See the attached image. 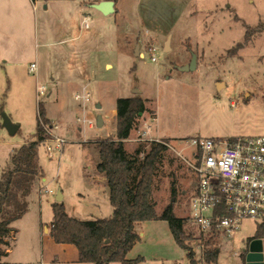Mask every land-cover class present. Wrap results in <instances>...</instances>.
I'll list each match as a JSON object with an SVG mask.
<instances>
[{"label": "rangeland", "instance_id": "rangeland-1", "mask_svg": "<svg viewBox=\"0 0 264 264\" xmlns=\"http://www.w3.org/2000/svg\"><path fill=\"white\" fill-rule=\"evenodd\" d=\"M41 1L35 11L27 0L31 15L28 11L25 18H0V38L5 40L0 44V175L16 147L36 140V91L43 84L46 94L40 100L52 120L50 130L65 141L52 152L45 142L39 145L45 180H36L32 197L43 203L48 224L59 191L73 216L106 217L110 198L96 197L94 190L99 161L95 141L108 133L116 137L111 109L117 98L140 94L148 111L125 142L126 150L132 155L142 144L150 149L151 140L139 136L144 118L151 117L148 129L169 145L154 176L153 202L158 211L173 202L175 214L185 219V234L198 238L197 226L188 221L196 183L191 139L264 134V31L235 49L248 27L264 23V0H119L110 14L77 0L72 20L57 8L43 12ZM84 13L89 14L88 28L81 23ZM150 47H155L156 60ZM193 53L196 69L182 70ZM33 62L35 72L30 71ZM86 90L90 101L75 98ZM3 112L20 124L15 134L4 127ZM99 113L103 125L90 127L86 117ZM260 221L244 219L231 236L219 237L215 264H245L242 252ZM142 229L145 236L129 251L133 258L143 255L138 264H190L166 220L149 221ZM195 258L208 264L198 248Z\"/></svg>", "mask_w": 264, "mask_h": 264}, {"label": "trees", "instance_id": "trees-1", "mask_svg": "<svg viewBox=\"0 0 264 264\" xmlns=\"http://www.w3.org/2000/svg\"><path fill=\"white\" fill-rule=\"evenodd\" d=\"M114 1L117 3L119 0ZM263 31L264 23L248 27L244 40L239 41L235 49L242 48ZM116 110V137L95 141L99 151L96 170L107 179L113 213L108 217L79 219L68 214L62 201H55L52 204L50 235L57 243L76 245L79 260L83 263L138 264L144 259L142 256L127 257L141 239L135 224L139 221L166 220L175 241L187 250L190 264H198L192 249V238L184 231L185 219L175 214L174 203L158 211L153 202L154 176L163 152L168 149L167 140H151L148 151L142 144L132 155L125 147V141L136 128L138 119L147 111L146 99L140 94L118 97ZM38 112L36 140L23 142L16 147L10 155V165L0 175V264H4L2 259L8 252V237L14 230L12 223L27 212L28 196L36 180L44 176L38 162V148L49 137L45 126H51V120L46 116L41 102L38 103ZM154 115L153 112L152 117ZM219 237L218 233L203 237L202 255L208 264L218 261L220 249L216 242ZM254 238H264V221L258 224L255 235L248 241ZM242 257L245 258V252H242Z\"/></svg>", "mask_w": 264, "mask_h": 264}, {"label": "built area", "instance_id": "built-area-1", "mask_svg": "<svg viewBox=\"0 0 264 264\" xmlns=\"http://www.w3.org/2000/svg\"><path fill=\"white\" fill-rule=\"evenodd\" d=\"M31 2L36 7L39 0ZM88 19V16L84 19L86 26ZM149 50L152 59L156 60L155 47ZM36 70L37 64L31 63L30 71ZM45 94V85L37 84L38 103ZM75 98L90 101L89 91L77 92ZM86 120L90 127L97 125L94 116L86 117ZM50 127L45 126L52 135L44 141L46 149L58 151L65 140L51 132ZM191 145L195 160L190 165L194 169L196 183L188 221L197 226L200 234L192 239L197 241L196 245L192 244V249L195 252L198 248L202 252L203 237L215 233L229 237L247 218L260 219V223L264 221V134L227 139L195 137L191 139Z\"/></svg>", "mask_w": 264, "mask_h": 264}, {"label": "crops", "instance_id": "crops-1", "mask_svg": "<svg viewBox=\"0 0 264 264\" xmlns=\"http://www.w3.org/2000/svg\"><path fill=\"white\" fill-rule=\"evenodd\" d=\"M99 1L101 0H98L97 2ZM41 2L43 12L46 13L50 8H52L53 10L57 8L61 16L65 17L67 15V18L71 17L70 20L73 19L74 13L76 12L77 8V0H42ZM85 3H87L88 6L92 7V4L96 3V0H85ZM116 7L119 8V3H115V9ZM33 8L36 11L37 6H33ZM78 10L81 11V13H83L84 11V6L81 3L78 4ZM28 11L31 15L30 4L27 2V0H0V18L3 17L12 19L16 17L17 19L23 16L25 18ZM84 14L85 16L81 20L82 25L85 24V17H89V14ZM85 27L88 28L89 24L88 26H86L85 24ZM71 38L73 40L77 39L78 35H75ZM3 43H5V40L2 36L0 38V44ZM111 111L112 116L115 119L117 116L116 107L112 108ZM150 118H144L142 122L143 126L141 129V136H139V139L145 141L164 139L162 137L153 136V133L148 129L150 126L149 124H147V121ZM128 140L129 139H127L125 142H127ZM42 179L45 180V176H43ZM94 181L96 182V185L94 187V190L96 191V197H98L99 195L109 197L106 177L99 174L96 170V178L94 179ZM32 192L33 189L28 196L29 208L27 212L12 223V227L14 228V230L10 232V235L8 237L10 244L9 246H7V255H5L2 259L4 264H10L11 261L19 264H32L37 261L41 264H53L54 262L58 264H85L83 262H80L79 260V250L76 245L72 243H57L52 238V236L50 235V227L53 219V210L51 208V221L48 224L46 221H44L45 218L43 216V203L41 201H36L32 197ZM64 199L65 194L63 193L62 202L64 203L65 209L68 214L73 216V214H71V212L68 210L67 204L65 203V201H63ZM105 211L108 212L104 215H107L106 217L110 216L113 213V206L110 204V207H108V209H106ZM149 221L153 220L139 221L135 224V229L141 236L140 240H142L143 235L145 236V231L143 229L139 230V227L141 224L143 225ZM262 240L264 246V239ZM138 243L139 241L135 245H137ZM130 255L131 253L129 254L128 252L127 257L133 258ZM141 256L143 257V255Z\"/></svg>", "mask_w": 264, "mask_h": 264}, {"label": "water", "instance_id": "water-1", "mask_svg": "<svg viewBox=\"0 0 264 264\" xmlns=\"http://www.w3.org/2000/svg\"><path fill=\"white\" fill-rule=\"evenodd\" d=\"M92 7L100 10L104 14H110L115 12L116 10L114 0H101L99 2L93 3ZM196 64L197 55L193 53L191 61L182 66L181 69L194 70L196 69ZM100 106V104L97 105V107ZM2 117L4 127L8 130L10 134H15L19 130L20 124L13 122L10 116L5 112L2 113ZM96 119L97 125L102 126L104 122L102 114L99 113ZM56 200L62 201L61 191H59ZM243 252H245V264H264V246L262 239L254 238L248 241L246 246L244 247Z\"/></svg>", "mask_w": 264, "mask_h": 264}]
</instances>
